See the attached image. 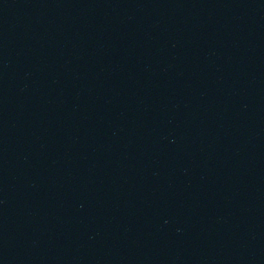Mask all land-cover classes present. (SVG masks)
<instances>
[{"label":"water","instance_id":"95a60500","mask_svg":"<svg viewBox=\"0 0 264 264\" xmlns=\"http://www.w3.org/2000/svg\"><path fill=\"white\" fill-rule=\"evenodd\" d=\"M0 264H264V0H0Z\"/></svg>","mask_w":264,"mask_h":264}]
</instances>
